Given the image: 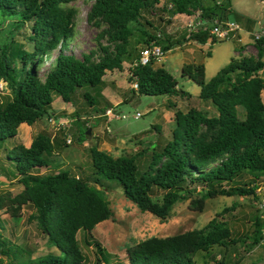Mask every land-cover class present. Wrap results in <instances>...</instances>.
<instances>
[{"label":"trees","instance_id":"16d2710c","mask_svg":"<svg viewBox=\"0 0 264 264\" xmlns=\"http://www.w3.org/2000/svg\"><path fill=\"white\" fill-rule=\"evenodd\" d=\"M70 1L0 0V16L15 17L16 28L27 25L23 37L29 44L27 49L13 37L0 42V82L6 91L0 96V143L16 136L20 124L30 126L49 115L65 116L64 112L51 110L54 97L75 107L73 123L84 124L85 119L80 117L83 112L95 115L107 108L115 109L118 104H111L102 94L106 85L103 76L122 69V62L130 56L131 41L143 47L155 43L163 51L171 48L163 44L159 32L155 33V24L149 20L154 9L170 18L198 11L207 21L227 20L231 11L229 0H91L86 20L97 29L94 44L76 57L71 51L76 12L66 6ZM243 26L252 31L254 19L244 18ZM187 38L198 43L220 40L206 29L191 31ZM253 45L255 57H231L208 81L204 80L201 63L182 66L181 75L198 85L197 97L211 104L216 114L207 116L194 107L185 112L175 108L174 127L162 146L117 157L89 147L90 173L82 175L67 169L39 172L53 168L50 156L57 148L68 145L62 129L57 130L60 137L38 131L28 146L14 140L4 156L12 171H5L0 162V175L11 176L21 189L0 194V210L16 218L20 208L30 204V217L44 234L47 247L53 248L17 264H85L76 237L78 231L83 232L82 242L92 246L95 264H107L108 252L90 233L95 224L111 215L103 191L106 180L116 181L126 199L161 222L182 200L197 211H201L205 199L216 196H250L255 203L259 187L255 179L264 174V103L260 96L264 75L258 74L264 66V36L253 40ZM137 58L138 55L131 61ZM152 62L150 59L146 64L130 66L127 81L136 84L131 93L188 96L176 87L165 69L153 67ZM77 94L85 110L75 105ZM168 106L174 104L168 102ZM237 107L241 108V117ZM85 130L77 131V140H82ZM245 173L251 178L232 183ZM263 231L264 218L255 206L249 233L243 237L232 235L226 220L213 217L199 229L150 236L129 245L125 249L126 264H198L193 259L197 251H207L213 245L225 249L237 242L246 243L250 249L260 241ZM0 238V255L17 259L20 250ZM212 261L238 264V259Z\"/></svg>","mask_w":264,"mask_h":264},{"label":"rangeland","instance_id":"374dc122","mask_svg":"<svg viewBox=\"0 0 264 264\" xmlns=\"http://www.w3.org/2000/svg\"><path fill=\"white\" fill-rule=\"evenodd\" d=\"M258 1L229 0L231 11L227 14V20L240 25L239 31L230 39H220L215 42L207 40L204 43L187 38L190 31L187 24L193 20L192 16L176 14L170 18L165 12L154 9L149 15V20L155 24L157 28L155 33L159 32L163 44H168L171 48L164 51L159 60H154L152 66L165 69L174 79L176 87L186 92L188 96L131 93V83L127 81L131 60L143 48V45L131 41L130 56L129 59L122 62V69L106 72L103 76L106 84L102 90L103 94L111 104H118L113 109L117 117L107 118L99 116L100 113L94 115L83 112L81 119H85L84 124L79 123L78 128L84 131L86 127H89L91 130H85L82 140H77V130H75L74 123L71 122L68 131L71 133L72 141L66 146L57 148L50 156V164L53 168H42L39 172L52 173L67 169L73 174L86 175L90 173L87 156L89 147L105 150L113 157H117L129 156L154 145L162 146L170 138L171 129L174 127L173 110L175 108L185 112L188 108L194 107L203 111L207 116L215 115L216 111L212 105L197 97L198 85L181 75V68L187 63H201L204 67V80L208 81L231 57H255L256 49L251 34L246 33L244 29L243 19L262 18V10ZM90 4L91 0H71L66 4L67 7L74 8L76 12L74 34L71 41V51L76 57H80L81 52L88 51L94 44L93 37L97 29L86 20ZM159 17L164 20L159 21ZM167 19L168 23L165 21ZM15 20V17L0 16V42L13 37L28 49L29 44L23 37V32L27 31V25L16 28ZM256 28L254 25L253 29ZM261 59L264 63V54ZM258 74L264 75V66ZM5 92L0 83V96ZM260 96L264 103V88L261 90ZM75 100L77 108L85 110L86 106L83 105L79 94ZM168 102L173 103L174 106H168ZM63 106L62 101H52V109L59 114L64 112L65 117L72 118L75 107L68 103L67 109H60ZM68 109L70 111H67ZM237 111L241 117V108L237 107ZM136 112L140 114L138 117H134ZM46 119L44 116L30 126L20 124L16 129V136L6 138L0 143V162L5 171H12L11 165L4 156L14 140L28 146L33 134L38 131H45L50 136L56 134L60 137L57 130L55 131L53 126L46 122ZM250 178V175L245 173L232 183L239 184ZM105 182L106 187H103V191L111 215L95 224L90 233L92 238L108 252L107 264H126L125 249L140 240L150 236L163 237L186 230L199 229L213 217L226 220L234 236L243 237L244 234L249 233L250 216L255 207L250 196L207 198L201 211L188 208L187 200L178 201L173 205L171 216L161 222L148 212L139 210L135 204L126 199L116 181L106 180ZM255 182L260 187L264 186V174L259 175ZM20 189L21 185L12 180L11 176L0 175V194L6 191L16 193ZM32 212L33 208L30 204L23 205L16 218L11 217L4 209L0 210V237L8 240L14 250H20L17 259L11 258V255L8 258L0 255V264H17L18 261L24 260L28 256L35 257L53 250V248L47 247L44 234L35 220L30 217ZM82 235L83 232L78 231L76 237L84 254V263L95 264L93 248L82 242ZM246 245V243L237 242L225 249L213 245L207 251L194 253L193 259L198 264H212L213 259L221 258L225 263L238 259V264H264V231L255 246L249 249ZM211 258L213 259L211 260Z\"/></svg>","mask_w":264,"mask_h":264},{"label":"built area","instance_id":"2783aa9c","mask_svg":"<svg viewBox=\"0 0 264 264\" xmlns=\"http://www.w3.org/2000/svg\"><path fill=\"white\" fill-rule=\"evenodd\" d=\"M261 10H262V18L255 20L254 25L257 27L252 31L248 32L251 34L252 40L260 39L264 36V0L258 1ZM185 15V14H184ZM187 17L192 16V21L187 24L188 29L191 31L204 30L206 29L209 34L214 36L217 39H227L229 34L233 32H237L240 29V25L236 22L229 20H216L207 21L206 19H202L199 16V12H194L193 14L186 15ZM159 36V34H157ZM164 54V51L158 44L150 43L148 46H145L140 49L138 58L133 60L130 66H134L136 64H146L150 59L159 60ZM1 83V82H0ZM132 88H136V84L134 82L131 83ZM108 117H117V114L113 112L112 108L105 109L99 116ZM140 114L136 112L134 117H138ZM121 117H124L121 115ZM46 122L53 126V129L59 130L62 129L63 139L66 144H69L72 141L71 133L68 131V126L72 122V118H68L65 116H57L49 115L46 117ZM54 135V134H53ZM53 135L51 137H53ZM255 193L257 194V199L255 201V206L259 212L260 217L264 218V186H259L256 188Z\"/></svg>","mask_w":264,"mask_h":264},{"label":"crops","instance_id":"0c3cea01","mask_svg":"<svg viewBox=\"0 0 264 264\" xmlns=\"http://www.w3.org/2000/svg\"><path fill=\"white\" fill-rule=\"evenodd\" d=\"M244 29H245V28H244ZM252 30H253V28H252ZM245 31H246V33L250 32V31H248L247 29H245ZM102 94H103V91H102ZM103 95H104V94H103ZM53 100H54V101H56V100L62 101L59 97H56V98H54ZM62 102H63V101H62ZM63 104H64V106H63L62 108H60V109H67V107H68V103L63 102ZM113 105H115V103H114ZM60 109H57V110H60ZM51 110H53V111L56 112V110L52 109V103H51ZM67 111H70V110L68 109ZM80 117L82 118V116H80ZM78 124H79V123H74V125H75V127H76L75 130H77V131L79 130V128H78ZM88 129L91 130V128L87 127L86 130H88Z\"/></svg>","mask_w":264,"mask_h":264}]
</instances>
